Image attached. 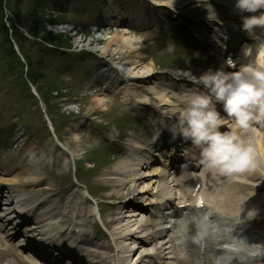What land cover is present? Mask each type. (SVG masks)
Wrapping results in <instances>:
<instances>
[{"label": "rangeland", "instance_id": "rangeland-1", "mask_svg": "<svg viewBox=\"0 0 264 264\" xmlns=\"http://www.w3.org/2000/svg\"><path fill=\"white\" fill-rule=\"evenodd\" d=\"M5 1L6 18L3 15L4 11H0V163L6 159L7 163L5 167L9 170V167L15 163L22 162L25 165L28 162H35L38 165L37 168L40 169L39 174L42 176V179L38 181L37 188L41 187V189H44L45 186H50L52 190L50 194L54 198L64 196L67 192L79 191L82 195L79 203H81L83 208H87L92 216L91 225L87 228V234L100 240L98 241L99 245L105 247L102 250L105 251L104 253L108 257L116 254L115 263L118 264L120 257L128 254L121 252V248L123 247L121 242L119 245L112 241L110 229L104 226L98 209H101L102 218L108 220L106 217L113 211L110 208V204L117 203L115 200L111 202L105 201L109 192L105 190V185L101 179L107 170L119 163V158H116L109 165L102 166V162L109 161L108 159L110 158L106 154L107 148L110 145L106 144L105 138L107 137H104L102 132L105 131L108 137L116 139V142H114L115 146L120 145L122 148L130 149V145L132 146L134 143L131 140L122 138L123 135H135V137L142 139L148 130L144 126L138 128L137 125H134L136 121L142 123L144 119L138 116L133 109L123 104L117 95V90H113L115 83L110 80L106 81L107 78L112 76H120V73L112 67L116 63L119 67L124 66L123 70H129L125 66L126 60L122 58L124 54L117 56L108 55L104 59L105 57L102 55L100 48L106 46L109 39L116 32L117 28L113 25H115L114 22L121 19L120 16L142 13L149 16L151 25L148 28L137 27L138 30L133 28L135 31H132L131 35L142 40V42L144 41V44H142V56L148 59V63L154 61L159 75L163 76V78L158 76L149 83L154 85L157 81L163 82L164 79L167 80H164V83L168 82L169 75L175 73L178 76L184 77L182 72L187 71L186 67L188 64L192 62L200 63L205 61V58L196 50L198 47L196 48L195 43L188 41L194 49L187 47L184 43H177L174 33H172V30L176 29V27L168 24L166 17L175 21L177 30L181 34H184L183 32L186 31L190 32L191 30L195 40L201 41L203 34L201 33L199 36H196V33L192 31L195 28L187 24V22H190V19H197L203 13L202 8L206 9V7H201L202 10L198 9V13L194 10H188L180 14H174L165 11L163 8L155 9L154 4L151 3L150 7L138 6L141 1L148 4L146 0H47V9L43 12L44 15H42L41 13H37L38 0ZM105 1L107 3H104ZM2 4L0 2V9ZM174 12L176 13V11ZM57 15L58 20L56 21L55 17ZM60 15L61 17H59ZM52 16L55 21L49 19ZM1 20H4V23L7 22L6 27L11 24L10 28L14 27L15 30L18 29L13 37L17 36L19 41L23 43L24 51L31 62L29 64L33 67L31 71L36 79L34 85L38 88L40 100L30 92L31 89L27 85L29 78L26 77L25 65L20 63L19 59L12 54L11 47L6 40V32L1 28ZM22 24L26 26L33 24L36 28L42 26L46 30L38 34L37 40L28 39L26 32L20 29V25ZM180 24H185L188 29L180 28ZM61 34L65 35L68 42L66 43L72 45L74 50H84L90 53V55L87 54L82 58L84 63H77L76 59H73L71 62V59L53 54H49L45 58L41 54V49L45 47L44 43L48 39L54 43H59L61 41L59 39L61 38ZM144 35H146L145 40L143 38ZM23 38H27L29 41ZM114 48H116L115 44L113 45ZM170 48L172 49L171 51H169ZM188 48L194 51L190 52ZM89 56H92V58ZM238 56L239 51L234 53L232 58H235L236 64L239 67ZM43 58L48 65V69L45 73L42 71L38 73L37 69L40 68L38 64L41 61L40 59ZM82 59L80 58V60ZM55 70L59 72L56 73ZM99 81L103 82V84L94 91L92 88H96ZM54 86L56 88L61 86L62 92L60 95L62 97L49 98V101L52 100V103L51 109L47 110L46 105L42 102L45 99L44 95L39 90L49 89L51 91L54 90ZM96 93L101 94L102 99L108 102L107 107L98 109V111L101 110L99 117L91 115L95 110ZM114 96L116 97L113 98ZM147 100L150 101L152 99ZM41 102L44 104L46 114L41 112ZM48 114L52 118V128L56 132L59 139L58 142L46 122L45 116H48ZM132 129H135V131L128 132ZM259 131L261 129L256 130L257 133ZM20 134L24 136L23 141L20 142L23 144L22 148L19 145L16 149H13L14 143L18 141L17 136ZM74 134H79V142L71 140ZM159 134L157 132V136ZM261 135L258 134L260 138ZM181 150L183 151V149ZM69 151L77 152L78 155L72 157ZM182 153L179 152V155ZM141 158L143 157L138 156L137 158L135 156L132 162H138L142 160ZM150 158L157 161L154 165L158 167L160 159L153 155ZM93 162L98 166L95 169H91L92 166H90ZM178 163H185V159L179 160ZM8 172L7 175L3 176L4 191L6 189L12 190L20 195L34 194L30 188H25L31 182L27 183L22 177H20L18 184H13L9 181L10 178L19 173V170L13 169ZM186 173L188 172L180 170L179 176L176 178L182 183L186 180ZM114 181H118V179L115 178ZM87 188L93 198L85 192ZM260 192L264 195V189L260 190ZM47 196L42 195L38 199L45 200ZM147 199L149 197L139 199L137 207H144ZM24 207L27 208V206ZM127 207L126 205H120L116 207L118 209L116 211L129 215L132 210L137 209H131L130 211ZM164 221L169 226L170 221ZM249 226L252 227L250 229H253L255 234L258 236L263 235L264 238V202L261 204L260 209H258L257 218H255V221L251 220ZM138 227L134 230L138 229ZM19 233L21 232H18L17 237L21 235ZM103 236H108L109 239H103ZM16 238L13 240H2L3 246L0 247L2 248L0 252V264H31L26 259L25 253L27 250L17 247L18 242H16ZM108 246H112V250H107ZM127 246L132 251L131 256H133V251H135L134 249H136L137 245L134 242H130ZM11 253L21 255V262L18 263L14 258L15 256H12ZM134 261H136V258L133 259L131 264Z\"/></svg>", "mask_w": 264, "mask_h": 264}, {"label": "bare ground", "instance_id": "bare-ground-1", "mask_svg": "<svg viewBox=\"0 0 264 264\" xmlns=\"http://www.w3.org/2000/svg\"><path fill=\"white\" fill-rule=\"evenodd\" d=\"M213 1L215 0H209L208 3L213 6ZM200 2L204 3L201 0ZM158 5H160L162 8L165 7L170 12L172 10H180L181 12L193 8L196 9V13L198 7L203 6L198 4L197 0H175L174 5L173 0H170L169 2L163 1ZM215 12L216 14L218 13L217 10H215ZM207 15L208 13L201 15L199 20L194 21V24H199L202 21L210 22V25L215 24V21H209L207 19ZM136 17L137 16H133V18H131L132 22L136 21V24L133 25H146V27H148L147 19L143 14H139L137 20ZM120 24H123L122 20L120 19L115 22V26L117 28L116 32L114 35H112V38L109 39L108 44L100 48L103 56H117L119 54H124L122 55V58L126 60L125 66L129 68L128 71L120 70V79L117 77L114 78V80L117 79V81L115 82V87H113V90H119V94H122V97L120 98H122L126 106L133 107L135 112L139 113L140 116L145 117L144 119L151 126L154 124L156 126L160 120L166 122L167 124H173L175 122V117H169L164 114V109L169 106L168 102L177 105L181 104L184 98L183 93L187 89L195 87L196 85L186 77H181L177 74L169 75L168 81L171 82V84L158 82L153 85L149 83L156 77L159 76L163 78V76L159 75L154 61L148 63V59L142 56V44H144V41L142 42V40L133 37L129 28L126 26H121ZM224 30H226V28H224ZM226 31L228 32L229 30ZM234 33L235 32H233V34ZM256 34L258 37L264 38V30L257 28ZM143 38L145 40L146 35H144ZM248 40H253V38L248 36ZM114 44L116 48L113 49ZM207 47L208 50L213 49L212 46L207 45ZM228 51H232V49ZM213 54L222 58V54L217 52V50L214 51ZM238 61H240L239 64L246 62L242 54ZM209 64H197L192 62L190 65H188L187 71L190 74L198 77L204 72V70H200L201 68L209 69L214 66H224L226 71L236 70L234 68H228L225 64L221 65L220 62H212ZM122 81H124L123 84L121 83ZM118 82H120V85ZM102 84L103 82L99 81L97 83V87L92 89L96 91V89L100 88ZM96 94L97 97L95 98V110L91 114L93 117H99L101 110L98 111V109L105 108L108 105V102L102 99L101 94ZM144 98L152 100L149 101ZM217 107L218 109H221L222 106L217 105ZM146 136L148 135L146 134L145 137ZM253 136H256L254 131ZM179 138L182 139L181 137ZM140 143L143 145L136 144L133 150L127 148L123 149L125 159L120 164L107 170L102 175L104 177L101 179L107 188V191L109 192V194H107V200H115L117 202L114 205L115 211H113L111 214H108L106 217L108 220L102 218L103 224L110 229L112 241L119 245L120 242L123 244L121 252L128 254L124 257H121L118 264H131L134 258H136V261H134L133 264H167L165 261L167 259L174 260V262L178 264L176 249L172 243V226H166V223L163 222V219H161L162 217L159 218L151 214L150 217L145 221L143 219L140 220V214L142 213H140L139 210L131 211V209L138 208L137 204L139 199H146L147 197H150L149 200L147 199L145 205L146 207H143L144 209L142 208L141 210L142 212L144 211L143 213L146 212V208L148 207H151L153 210L158 209L157 211H160V209L155 207V205L160 200L162 194L167 192L168 194L172 195L173 198L170 200H165L166 203L175 204V202H177V205H174L172 208L167 210L165 214L169 215L174 213V217H172L174 219L180 216L182 212L190 208L193 203H197V200L200 197H203L205 202L204 205H211L212 207L221 209L226 213L236 210L241 200V194L252 195L253 192H255V195L250 197L245 202L244 207L246 210L248 208L258 209L261 203L264 202V195L262 192H260V190L264 189V170L258 171L254 174L245 173L227 178L214 177L206 173L205 170L195 161H192V164L189 166L191 173L187 175V180H185L184 184H182L176 178L178 171H175L174 168V170H170V168H168L169 161L166 162V159H161L162 164H160L158 167L154 165L155 162L146 163L144 161H138L133 163L132 160L135 158L136 153L143 152L145 154H149L151 148L156 147H151V143H147L143 139L140 141ZM71 153L74 157L78 155L77 152ZM261 156L262 169H264L263 143L261 146ZM176 161L177 157L174 158V162ZM1 163L0 190L4 185L3 176L7 175L9 173L8 171L13 169L19 170V173L15 174V176L10 179L8 178L11 183L18 184L20 177H22L27 182L32 183L31 185L27 186V188H30L34 194L29 195L27 199H25V203H22L23 205L34 204V202L36 203L38 200L39 196L45 195L47 192H49V194L52 192L49 186L44 187V189H41V187L37 188L39 184L38 181L42 179V176L39 174L40 169L37 168L38 165L35 162H28L25 165L22 164V162L15 163L9 167V170L7 168L5 169V164L7 163L6 159H4L3 162L1 161ZM172 170L174 171L173 173L171 172ZM115 178H117L118 181H114ZM255 183H257V185ZM187 186L189 189L186 192L185 187ZM87 191L88 190H86V193L90 195V193ZM177 191L180 193L179 196L176 195ZM8 193L9 207L5 205L7 209H4V211L0 207V221L6 220L8 216L12 215V213H15V215L17 213L15 209L14 212L7 213L15 202V196L13 195V192L8 191ZM193 194L196 195V197L193 203L190 204L191 198L189 197L193 196ZM3 196V194H0V201L3 200ZM81 197L82 195L79 193V191L67 192L66 195L60 197L58 196L57 198H54L53 195L50 198L47 197L46 200L39 204V209H37L39 213L36 214L39 217H42L43 220L39 221L37 225H31L30 228L34 230L36 229L38 232H42L43 230L46 232L52 231L55 233V236H61L64 231L67 233L71 232L70 234L75 235L74 242L76 243L77 247L84 251L86 255L88 254L87 256H90L93 259L94 262L92 264L114 263V261H116L115 256L117 255H110L108 257L104 253L105 251L102 250V248L105 247L99 245L98 241L100 240H98L97 237H91L89 234H87V228L91 225L90 222L92 216L87 208H83L81 203H79ZM120 205H126V207L129 206L127 208L131 211V215H126L123 214V212L116 211L118 210L116 207H119ZM182 205H185V209L180 208ZM31 212L33 211L30 210L28 214L30 215ZM18 218L19 216H17L15 219L17 220ZM157 220L160 221L159 224H157ZM136 227H138V229L134 230ZM139 229L140 231H138ZM15 234L16 230L15 233L9 234V236L6 238L13 240ZM241 234L245 236L250 243H255L256 238L250 236L246 230H242ZM141 235L143 236L141 237ZM102 238L109 239L108 236H103ZM258 240H260V238H258ZM130 242L137 243L138 246V249L133 251V256H131L132 251H130L127 246V244ZM1 246L2 239L0 240V247ZM29 247L30 246H28V248ZM151 248H153V250L150 252L149 250ZM107 250H112V246H108ZM75 254L76 253L74 251H72V253L66 254L65 250H62L59 256L67 257L69 263L71 260L77 258L74 263L81 264L82 258H78L80 257L79 255L76 257ZM192 255L195 257L196 253L193 252ZM110 258H112L111 261ZM44 260H55L56 263L54 264H57L59 258L53 259L50 257V259H45L44 257Z\"/></svg>", "mask_w": 264, "mask_h": 264}, {"label": "clouds", "instance_id": "clouds-1", "mask_svg": "<svg viewBox=\"0 0 264 264\" xmlns=\"http://www.w3.org/2000/svg\"><path fill=\"white\" fill-rule=\"evenodd\" d=\"M197 2L207 8L209 21L218 20L208 0ZM234 7L241 14L252 13L241 16V30L256 41L242 48L246 62L237 68L229 57L224 63L235 71L221 66L198 77L182 72L196 86L183 93L181 104L168 102L164 109L165 115L175 117L169 129L173 138L190 142L182 155L209 175L226 178L264 170L262 141L253 136L254 129H264V38L256 34L257 28L264 30V0H235ZM71 140L79 142V134ZM253 195L241 194L235 211L226 213L197 202L176 217L171 224L178 264H264V243H250L241 234V226L258 215V209L244 207ZM172 198L165 192L160 202Z\"/></svg>", "mask_w": 264, "mask_h": 264}, {"label": "trees", "instance_id": "trees-1", "mask_svg": "<svg viewBox=\"0 0 264 264\" xmlns=\"http://www.w3.org/2000/svg\"><path fill=\"white\" fill-rule=\"evenodd\" d=\"M0 2L2 3V1L0 0ZM37 13H41L40 11H37ZM42 14V13H41ZM19 15H21V14H19ZM43 15V14H42ZM22 16V15H21ZM43 17H45V16H43ZM22 28H24L27 32H28V34L31 36V37H33V38H35V39H38V37H39V33H43V32H45V27H42V26H38L37 28H36V26L35 25H28V26H26V25H24V24H22V25H20ZM1 28L6 32V40H7V43L8 44H10V41H8L9 39L7 38V32L8 31H6V28H5V26H4V24H3V22H1ZM13 31L15 32V33H17V31L15 30V28L13 29ZM61 36V38L62 37H64V38H59L61 41H59V43L57 42V43H54V42H52V41H50L49 39L46 41L47 43H49V44H51V45H53V46H56V47H71L72 45H70V44H67L68 42L66 41V38H65V36L64 35H60ZM24 40H26V41H28L27 40V38H23ZM15 40L18 42V45H19V48H20V51L24 54V56H25V59L27 60V62L28 63H31L30 61H29V59H28V57H27V55H26V53H25V49H24V46H23V43H22V41L20 42L19 41V39H18V37L16 36L15 37ZM67 42V43H66ZM63 43H66V44H63ZM12 54L13 55H15L14 54V52H13V50H12ZM32 65H30L29 64V72H28V77H29V79H31L30 81H32L33 83L35 82L36 83V79L34 78V75L32 74ZM36 69V68H35ZM39 71H40V69H37V72L39 73ZM33 76H32V75ZM56 88V86H54V90H49V89H40L39 90V92L41 91V93L44 95V100L45 101H47V102H49V98H54V94H59V91L57 90V88ZM43 90V91H42Z\"/></svg>", "mask_w": 264, "mask_h": 264}, {"label": "snow or ice", "instance_id": "snow-or-ice-1", "mask_svg": "<svg viewBox=\"0 0 264 264\" xmlns=\"http://www.w3.org/2000/svg\"><path fill=\"white\" fill-rule=\"evenodd\" d=\"M201 206H202V202H200Z\"/></svg>", "mask_w": 264, "mask_h": 264}]
</instances>
